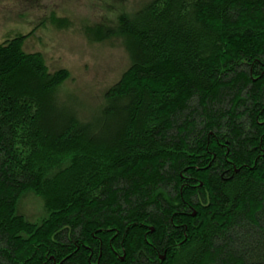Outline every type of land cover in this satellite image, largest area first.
I'll return each instance as SVG.
<instances>
[{
    "label": "trees",
    "instance_id": "16d2710c",
    "mask_svg": "<svg viewBox=\"0 0 264 264\" xmlns=\"http://www.w3.org/2000/svg\"><path fill=\"white\" fill-rule=\"evenodd\" d=\"M87 31L131 60L87 121L54 97L66 70L0 43V264H264V0H150Z\"/></svg>",
    "mask_w": 264,
    "mask_h": 264
},
{
    "label": "rangeland",
    "instance_id": "374dc122",
    "mask_svg": "<svg viewBox=\"0 0 264 264\" xmlns=\"http://www.w3.org/2000/svg\"><path fill=\"white\" fill-rule=\"evenodd\" d=\"M150 0H0V43L23 35V49L37 53L51 72L68 78L54 97L82 120H90L104 103L106 91L130 66L123 40L93 39L87 29L113 25L121 13L132 14ZM16 214L41 223L49 216L33 192L18 201Z\"/></svg>",
    "mask_w": 264,
    "mask_h": 264
}]
</instances>
